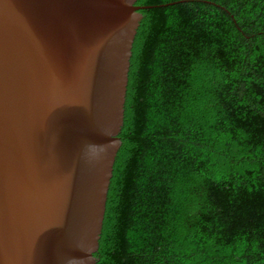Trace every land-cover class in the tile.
Listing matches in <instances>:
<instances>
[{"label": "trees", "instance_id": "16d2710c", "mask_svg": "<svg viewBox=\"0 0 264 264\" xmlns=\"http://www.w3.org/2000/svg\"><path fill=\"white\" fill-rule=\"evenodd\" d=\"M95 264H264V0H137Z\"/></svg>", "mask_w": 264, "mask_h": 264}, {"label": "water", "instance_id": "95a60500", "mask_svg": "<svg viewBox=\"0 0 264 264\" xmlns=\"http://www.w3.org/2000/svg\"><path fill=\"white\" fill-rule=\"evenodd\" d=\"M137 0H0V264H95Z\"/></svg>", "mask_w": 264, "mask_h": 264}]
</instances>
